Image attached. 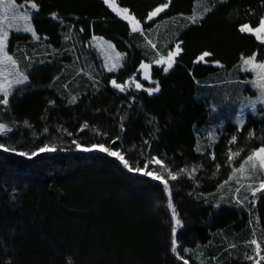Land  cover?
Returning a JSON list of instances; mask_svg holds the SVG:
<instances>
[{"label": "trees", "instance_id": "1", "mask_svg": "<svg viewBox=\"0 0 264 264\" xmlns=\"http://www.w3.org/2000/svg\"><path fill=\"white\" fill-rule=\"evenodd\" d=\"M199 1L172 0L158 18L143 23L166 0H117L142 20L145 29L176 21L165 28L172 35L165 53L184 42L183 53L167 75L153 68L161 92L149 96L111 87V79L122 83L137 76L146 60V41L131 33L103 0H36L40 11L34 14L33 24L41 39L13 33L9 41L10 54L19 60L30 58L29 84L13 93L8 112L0 105L4 118L0 122L13 127L6 142L19 150L32 151L50 140L65 147L71 139L95 142L100 132L108 140L120 138L117 142L130 163L143 152L156 154L173 172L181 168L191 172L195 167L191 178L181 173L176 181L169 180L173 204L184 224L177 234L181 247L192 248L193 253L204 250L219 264H250L235 248L253 239L252 219L241 208L215 204L218 185L231 174L228 149H243L232 162L239 166L252 148L264 142V111L261 117L249 116L242 131L228 123L211 147L202 141L213 121L211 108L220 100L206 98L209 83L231 80L241 55L264 57V45L239 32L241 24L259 25L264 0H203L211 11L198 23L187 24L186 17L194 14ZM53 13L58 19H53ZM152 30L145 32L148 39L154 38ZM70 33L72 40L66 41ZM92 35L102 36L126 55L117 73L105 72L101 58L90 49ZM53 48L57 54L47 55ZM203 51L213 53L206 58L210 63L195 64ZM214 61L224 67H215ZM85 63L94 67L96 83L86 74H77ZM85 122L89 128L80 132ZM233 135L237 142L229 144ZM71 148L33 160L0 153V264H182L170 251L172 222H168L170 211L165 213L167 195L159 182L127 173L104 154ZM256 215L264 246V201H258Z\"/></svg>", "mask_w": 264, "mask_h": 264}, {"label": "snow or ice", "instance_id": "2", "mask_svg": "<svg viewBox=\"0 0 264 264\" xmlns=\"http://www.w3.org/2000/svg\"><path fill=\"white\" fill-rule=\"evenodd\" d=\"M103 3L115 14L121 21H125L130 26L131 33H137L144 37L147 44L155 51V58L153 63L163 70V73L167 75L170 70L174 68L177 63V58L181 56L184 49L181 45L183 41L175 43L174 47L169 49L166 53H161L157 49V45L153 43L151 39L145 35L146 31L152 30L150 27L145 29L143 23L152 21L155 17L160 16L161 13L165 12L169 8L172 0H166L159 6L155 7L154 10L148 13L146 20L142 23L141 19H138L132 14L129 8L121 6L117 3V0H103ZM32 10V11H30ZM33 11L39 12L40 7L36 0H0V105H3L4 112L9 111V97L19 88L20 91H24L21 86L29 83V75L25 71H21L17 58L14 54H10L9 41L10 35L15 33L17 36L20 34H30L31 37L37 41L41 37L37 34L33 26ZM211 11V9H208ZM203 19V17H199ZM53 19H58L57 15L53 13ZM191 24L197 23V17L195 15L186 17ZM60 23L64 21L61 19ZM159 27V24L156 25ZM84 29L81 28L80 32ZM240 33H247L256 38L260 45H264V17L260 19L257 27L250 26L249 24H241L239 26ZM47 39V37H44ZM89 46L98 49L103 56L104 67L109 73L114 72L118 67L122 66L114 61H118L124 54L116 51V47L110 41L105 40L102 36L92 35ZM50 47V46H49ZM65 51H68L65 49ZM57 50L53 48L47 55L55 56ZM70 55L74 54V49L69 52ZM257 53H253L250 56L241 55V63L237 66L243 73H250L251 79L245 78L239 83L250 85L253 90L258 92V96L255 99L251 97H245L248 101L247 107L252 113L257 112V105H264V57L257 58ZM211 51H203L194 60L195 64L210 63L206 60L208 57H212ZM44 61H41L43 63ZM214 63L215 67L223 68L224 65L219 61L211 62ZM152 63H141L139 71L142 73V79L148 81L150 84H154L155 87H144V85L136 80V77H131L128 81L118 83L116 79H111L110 84L113 89L118 90L120 93H127L130 90L129 86L135 84L136 90H142L149 96L161 92L160 82L153 80L151 75ZM59 79V77H56ZM199 83V81H197ZM67 87V85H65ZM134 99V98H133ZM75 102L76 97H72ZM54 104V102H52ZM240 116L237 118L238 125L237 130L242 131L245 124L244 109L241 108ZM3 115L0 114V121H3ZM27 123V122H25ZM89 128V124L85 122L79 129L80 132H84L85 129ZM123 130V125H121ZM47 131V129H45ZM66 131V130H65ZM13 132V127L6 122H0V138H5L4 142H0V153H11L16 156L25 157L28 160H33L42 154H53L58 150L61 152L73 151L71 145H74V151L78 153H94L104 154L107 158H113L119 162V165L127 173L139 174L141 176L150 177L152 181H158L159 185L162 186L163 191L167 195V208L171 211L172 228L170 237V251L174 256L175 260L182 262V264H189V258L193 253V249L189 247H181V243L178 241L177 234L178 230L184 228L182 219L179 216L177 208L173 204V190L169 184V180L176 181L181 173H187L189 178L196 172V168L193 167L191 172L187 168H181L177 172H173L172 169L166 165L162 158H159L156 154L147 155L141 153L140 159H137L130 163V158H126L125 154H122V145L118 144L119 137L108 140L103 133L98 132L97 135L101 137L95 142L85 143L81 139H71L70 146H62L55 140L44 142L41 146H38L32 151L19 150L17 147L6 142L7 138H10V134ZM71 137V132H66ZM254 133H249V136H253ZM62 139V137H61ZM264 141V137L261 138ZM237 137L233 135L229 141V144H235ZM147 143V141H145ZM151 147V145H149ZM199 151V149H197ZM243 149L233 151L231 148L228 149L227 159L228 163L232 165L231 174L222 183L218 185L217 191L220 192V200H225L226 195L231 196L232 201L235 204L244 206L247 205L255 206L258 201H264V142L261 146L252 148L246 157L240 162L239 166L232 164L235 158L241 156ZM212 159L215 160L216 156L213 153ZM158 166V167H156ZM216 171H219L220 164L215 165ZM167 177V178H166ZM258 181V182H256ZM230 182H235L236 187L234 189L229 188L227 193L220 190L225 189L226 185ZM198 186V185H197ZM243 192V195L241 193ZM201 196L204 193H200ZM215 207H220L219 203L215 204ZM253 247V254L246 256L247 260L253 262V264H262L264 262V246L257 240L251 239L249 241ZM235 248V245H231ZM184 254H187L184 255Z\"/></svg>", "mask_w": 264, "mask_h": 264}, {"label": "rangeland", "instance_id": "3", "mask_svg": "<svg viewBox=\"0 0 264 264\" xmlns=\"http://www.w3.org/2000/svg\"><path fill=\"white\" fill-rule=\"evenodd\" d=\"M219 1H224V0H219ZM208 9L209 8H208L207 4L205 3V1L200 0L197 3L195 12L193 14L198 18L197 23L201 20L199 17H201V16L203 17L204 14L208 11ZM166 10H168V9H166ZM30 11H32V10H30ZM35 13L36 12L33 11V17H34ZM156 18H158V17H155L154 19H156ZM171 22L176 23V21H174V20L168 21V22L164 23L163 26L162 25H159V27L156 26L153 29L154 31L152 30V32H151L154 35V38L153 39L151 38V40L153 41V43H155L157 45V49L161 53H165L166 49H168V46H169V43L167 40H169V38L172 35H170L169 32H167V30L165 28H168ZM185 22L187 24H191L190 21H188L187 19L185 20ZM32 23H33V21H32ZM33 26H34V24H33ZM161 28L165 29L164 32L162 31ZM23 35H25V34H23ZM27 35H30V34H27ZM71 35H72V33H70V35L67 36L66 41L72 40ZM143 47H144L143 49L146 53V60H144L143 63H152V65H153L152 69H151V75H152L153 68L154 67L159 68L157 65H155L153 63L154 58H155V51L147 44V42L144 44ZM90 49L92 51H95L97 53V55L101 58L102 65H103L105 72L109 73L107 71V69L104 67L103 56L99 52V50L95 49L94 47H91V46H90ZM17 60L19 63L20 70L25 71L28 75H30L31 68L28 64V61H30L29 56L25 57L24 60H19V59H17ZM125 60H126V55L124 54L118 61H114L115 63H118L119 65H122V66L118 67V69L116 71L111 72L109 74L117 73L123 67ZM202 64H205V63H202ZM85 66H86V70L84 68ZM77 74H81V75L86 74L89 77V79H91L93 82L96 83V81H97L96 74L94 71V67L89 66L88 63L87 64L85 63L84 66H82V68L79 67ZM245 78L251 79L252 78L251 74L250 73H243L242 71L239 70V68H237V74L232 76L231 80L226 82V84H224V83L221 84V82H215V81L209 83V86L207 87L208 90H207L206 98H209L210 100H212L213 97L214 98L218 97V98H220V100L217 101V103H218L217 105L213 104V107L211 108L213 121L210 123V125L207 129V132H206V137L202 141V144L205 147H207V148L211 147L217 142L218 132L224 130L228 123L238 125L237 118L241 114L240 113L241 108L244 109V116H245L244 126L246 125L249 116L261 117L260 112L264 111V105H257V112L255 114L252 113L251 110L247 107L248 101L245 99V97H251L252 99H255L258 96V92L253 90L250 85L239 83V81H242ZM152 79H153V77H152ZM136 80L138 82L142 83L144 85V87H155L154 84H150L148 81H144L142 79V73L139 71V69H138V73L136 76ZM218 83H220V84H218ZM27 85H24L21 87L23 88ZM129 88L135 89V84L134 83L131 84L129 86ZM234 89H240V90L239 91L237 90L238 93L235 94V93H233ZM139 91H142V90H139ZM153 95H155V94H153ZM238 97H239V99H238ZM9 99H10V97H9ZM229 103H233V104H231L230 108H228ZM256 182H258V181H256ZM235 187H236L235 182H230L229 185L225 186V189L220 190V191L227 193L229 188L234 189ZM241 195H243V192L241 193ZM217 203H219L220 206L221 205L236 206V207L241 208L242 210L246 211L253 221V239H257L262 244L263 236L260 234L259 221H258V218L256 215V206H257L258 202L256 203L255 206L247 205V203H245L244 206H240V205L235 204L234 201H232L231 196L226 195L225 200L221 201L220 200V192H219L217 195ZM165 211H166L165 212L166 214L168 213V211H170V209L166 208V205H165ZM169 217L170 218H168V222L171 224V222H172L171 211H170ZM262 246H263V244H262ZM253 247L254 246L250 245V243L248 241L244 244H238L235 249H239L240 254L242 255L241 258L244 261H247L250 264H253L252 261L246 259V256L253 254ZM231 249H234V248H231ZM184 255L187 256V254H184ZM193 262H196L198 264H219L218 263L219 259L217 257H215L214 260H212L211 257L206 255L205 251L203 250L202 252L193 253L191 255V257L189 258V264H191Z\"/></svg>", "mask_w": 264, "mask_h": 264}]
</instances>
